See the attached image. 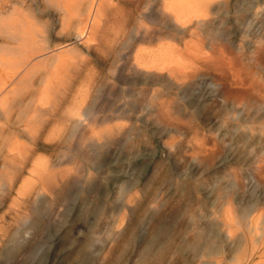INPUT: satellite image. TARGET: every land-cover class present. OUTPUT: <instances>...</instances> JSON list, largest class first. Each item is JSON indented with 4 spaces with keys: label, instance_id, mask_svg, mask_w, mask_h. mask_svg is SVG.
<instances>
[{
    "label": "rangeland",
    "instance_id": "obj_1",
    "mask_svg": "<svg viewBox=\"0 0 264 264\" xmlns=\"http://www.w3.org/2000/svg\"><path fill=\"white\" fill-rule=\"evenodd\" d=\"M65 1L0 0V264H264V0Z\"/></svg>",
    "mask_w": 264,
    "mask_h": 264
},
{
    "label": "bare ground",
    "instance_id": "obj_2",
    "mask_svg": "<svg viewBox=\"0 0 264 264\" xmlns=\"http://www.w3.org/2000/svg\"><path fill=\"white\" fill-rule=\"evenodd\" d=\"M106 1V0H105ZM118 2H121L123 0H117ZM117 1L115 3H117ZM129 2H131L132 4H134L133 2H135V0H128ZM139 2V0H136ZM142 1V0H141ZM64 2H66L64 0ZM104 1L101 2V0H95V4L102 6ZM122 4V3H121ZM125 4V3H124ZM64 5V4H63ZM71 5V3H70ZM116 5V4H115ZM120 5V4H119ZM112 6V5H111ZM94 7V6H93ZM119 6H115V9L117 10ZM138 7V6H137ZM91 8V7H90ZM113 8V7H112ZM134 9V8H133ZM175 9V8H174ZM112 11V10H111ZM127 12V11H126ZM130 13V12H129ZM124 14V13H123ZM128 17V16H127ZM130 21V20H129ZM28 25L25 27V24ZM105 23V22H104ZM98 33V31H97ZM101 34V33H100ZM33 28L30 25V19L29 17L25 16L22 17L21 14L18 15V17H16V19H6V18H1L0 19V36L5 38L7 47H6V54H13L18 52L19 55L21 56V63L18 64L20 65L18 68L19 70H23L26 69V66L23 67L22 66L25 65L24 62L29 63L32 61V59H29V57L27 56L28 54V50L33 48V44H34V39H33ZM137 35V34H136ZM84 36V35H83ZM27 52V54H26ZM15 56V55H13ZM16 58V57H15ZM33 58V57H31ZM17 59V58H16ZM58 65L54 66L52 69V71H54L55 68H57ZM16 70V69H15ZM18 70V69H17ZM59 70V69H58ZM49 71V70H48ZM60 71V70H59ZM51 72H49L50 74ZM47 73V77L46 79L50 78V75ZM9 75V74H7ZM6 75V76H7ZM1 79V78H0ZM50 80V79H49ZM49 85V84H48ZM5 95H2L0 92V98H2V101L5 99ZM2 105V104H0ZM1 107V106H0ZM8 157V156H7ZM12 161H16V159L14 158H7V163L8 165H11ZM5 165V164H4ZM5 167V166H4ZM7 168V167H6ZM5 168V169H6Z\"/></svg>",
    "mask_w": 264,
    "mask_h": 264
}]
</instances>
